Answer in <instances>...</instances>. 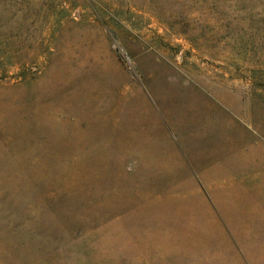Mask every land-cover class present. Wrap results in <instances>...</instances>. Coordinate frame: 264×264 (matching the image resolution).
<instances>
[{
  "label": "rangeland",
  "instance_id": "rangeland-1",
  "mask_svg": "<svg viewBox=\"0 0 264 264\" xmlns=\"http://www.w3.org/2000/svg\"><path fill=\"white\" fill-rule=\"evenodd\" d=\"M0 264H264V0H0Z\"/></svg>",
  "mask_w": 264,
  "mask_h": 264
}]
</instances>
